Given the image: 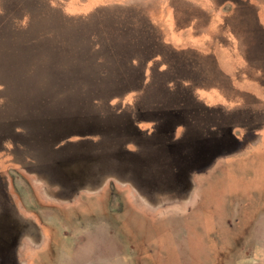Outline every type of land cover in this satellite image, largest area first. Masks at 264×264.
Returning <instances> with one entry per match:
<instances>
[{"label": "rangeland", "instance_id": "rangeland-1", "mask_svg": "<svg viewBox=\"0 0 264 264\" xmlns=\"http://www.w3.org/2000/svg\"><path fill=\"white\" fill-rule=\"evenodd\" d=\"M173 1L0 0V176L8 198L0 197V211L10 217L0 220V239L4 232L8 237L20 232L16 243L8 242L7 264H264V125L254 135L250 126L233 121L228 130L238 145L226 151L210 147L222 154L205 170L187 175L192 189L186 199L176 189L145 196L116 179L93 191L60 185L62 172L82 171L79 165L63 171L73 149L82 156L81 145L89 140L124 146L118 135H81L78 119H115L119 126L128 114L144 139L136 140L141 153L113 151L106 159L121 177L154 187V169L163 170L155 156L184 138L181 124L171 135L155 125L189 118L190 133L211 132L214 124L201 121L204 111L223 121L225 105L264 106V76L248 63L251 39L241 33L248 21L238 12L232 17L236 3L194 0L202 13L189 19L179 16ZM242 4L253 11L250 27L264 30V0ZM155 22L169 45L157 44L150 53L143 45L145 39L160 41L154 28L150 36ZM223 72L234 74L233 80L220 79ZM165 100L199 102L204 109L185 110L183 103L185 111L176 115L152 112ZM62 128L74 133L52 142ZM245 133L251 140L239 145ZM153 137L161 142L150 144ZM180 143H174L181 153L176 156L196 159L183 157L184 140ZM198 143L193 156L204 151ZM137 144L124 148L136 154ZM150 145L156 151L139 156Z\"/></svg>", "mask_w": 264, "mask_h": 264}, {"label": "water", "instance_id": "water-1", "mask_svg": "<svg viewBox=\"0 0 264 264\" xmlns=\"http://www.w3.org/2000/svg\"><path fill=\"white\" fill-rule=\"evenodd\" d=\"M117 116V115H116ZM125 115H123L124 117ZM114 117V116H112ZM174 117V116H173ZM95 118V120L92 121V123L90 122H86V118L84 120L78 119L76 121V123L78 124L79 127H81L82 132L80 133L81 135H94L97 134L99 136H105L108 138H112L115 135H118V137H116L117 139H121V144L124 145L123 147H119L117 145V147H115V142L116 140H111L110 142L107 143V145L103 144L102 141L100 142H93L91 140H89L87 143H83L81 146L84 151L82 152V156H81V152L78 153V149H73L72 154L67 156V159L65 160V164H63L64 169L63 171H65L66 169H73V170H77L75 167L76 166H82V171H80L77 175L73 176L70 175L68 176L66 173L62 172V178L63 180H61V186L67 184L70 185L71 187L75 188L76 191H93L96 190L97 188H100L101 186L104 185L105 181L109 180V179H116V180H120L122 182H126L129 184H132V187L135 188L138 192L142 193V195H150V193H148L149 191L151 193L161 190V192H169L171 189H178V187L181 185H183V187H181V191L179 192V195L182 197V199H186V197L190 194L191 189H192V184L189 180V178H187L190 173H192L195 170H199L201 168H208V166H210L214 161L213 158L211 160H204V159H194V160H190V159H183V158H178L175 154L173 155V157L168 158V160L170 159L171 163L170 165H168V169L169 171L164 172L163 173L156 169L155 173L157 176V184H155L156 186L154 187H149L148 184L146 183H141L140 185H137L135 183H132V178L126 179L125 177H121V175H119V171L118 168H116V166H113V162L109 159V156H106L109 153H112L113 155V151L116 152V155L119 154H124V155H128V154H133L134 156H136L137 154H135V152H131L130 150H127L125 147L126 143H129L130 141L134 142L137 144L136 140L143 141L144 139H142V137L137 136L138 135V131L134 130L133 127V123L132 120L130 119V117L127 114L126 120L121 119L117 122L116 126V121L115 119H113L112 121L108 122L101 120V119H97V117H93ZM129 119V121H128ZM155 120V119H154ZM182 120H180L179 118L175 117V118H171V119H167L166 120V124L162 126L163 130L165 129L166 132L168 130V135H171L174 133L175 128H177V125L181 124L183 126V124L181 123ZM41 123L44 124H48V120H42ZM66 123V122H65ZM57 128H61L59 127V123H57ZM81 124V125H79ZM167 125V126H166ZM165 127V128H164ZM74 131L72 129H70L69 131H63V128L60 129L56 134L53 135L52 138V142L53 140H55L54 142H56V140L59 139H64L66 138L69 134H73ZM112 134V135H111ZM89 138V137H88ZM91 141V142H90ZM120 141V140H119ZM139 143V141H138ZM145 143V142H144ZM93 144V145H92ZM109 144V145H108ZM169 144V143H168ZM171 144V143H170ZM138 146V144H137ZM147 148H145V151L142 152L141 155L139 156H151L149 155L150 151L146 150ZM153 152V151H151ZM141 153V152H140ZM159 153V152H157ZM151 154V153H150ZM215 156V155H213ZM156 161H160V164L162 163V161L158 158L155 159ZM141 163L143 161V159L139 160ZM70 163V164H74L70 165V167H66V164ZM163 164H161L162 166ZM85 166V167H84ZM73 167V168H71ZM136 168V167H132V170ZM143 168L146 169L145 165L143 166ZM141 169V168H140ZM183 169V173H181V170ZM205 170V169H203ZM89 171V173L87 172ZM142 173H145L146 177H150L149 170H141ZM152 174V172H151ZM183 177L182 181L180 179V177ZM161 176V177H159ZM144 177V176H143ZM58 184V183H57ZM59 185V184H58ZM59 185V186H60ZM153 188V189H152ZM180 188V187H179ZM5 189H6V183L3 182L2 177L0 176V197L1 199H5V201H8V198L5 196ZM152 189V190H150ZM155 190V191H154ZM1 207V206H0ZM14 213V211H13ZM4 219V221H8L10 219L8 212H4L0 211V220ZM6 224V223H5ZM36 236H40L39 232H37ZM15 235L17 236H12V240L16 243L18 240V236L20 235V232H17ZM8 236V235H7Z\"/></svg>", "mask_w": 264, "mask_h": 264}, {"label": "flooded vegetation", "instance_id": "flooded-vegetation-1", "mask_svg": "<svg viewBox=\"0 0 264 264\" xmlns=\"http://www.w3.org/2000/svg\"><path fill=\"white\" fill-rule=\"evenodd\" d=\"M217 76H220V75H217ZM180 98L182 99V97H180ZM185 102L187 103L188 100L187 101L185 100ZM173 103H171V102L168 103V100H166L164 104L158 106V107H160L161 110H158V108H153L152 112H161V113L166 112L165 114H167V115L168 114L170 115V113H171V115H173V114L176 115L175 113H182L187 109H189L190 111H192V109H193L195 111L197 110V111H201V112H203L202 110L204 109V107H202V106H204V104L199 103V102H198V104H186L183 102L185 107H186L185 110L180 109L183 106L182 100L178 103H174V104ZM227 106H231V107L228 108ZM200 107H202V110L200 109ZM218 109H221V108L218 107ZM174 110H176L177 112ZM222 111L223 112L221 114H224L223 115L224 116L223 121L219 120L218 116H217L218 118L213 116L212 115L213 113H210V111L209 112H205V111L203 112L205 114V118L203 120H201V121H203L202 123H206L207 125L209 124L208 126H210L211 124H214L215 128H213L211 130V132L208 131V129H207L204 132L197 130L198 132L197 131L193 132V133L191 132L192 133L191 134L188 130L192 129L194 127V124H192V123L190 124L188 122L189 118H186V119L183 118V120L181 121V123L183 124V127H182L183 133H181V135H184V138L180 140V142H182L184 140V143H185L184 144L185 148H183V146H180L183 149V157L184 156H186L188 158L189 157H195L196 159H204L205 161L208 159L211 160L213 158V161H215L216 157L220 156V154H222V153L214 154L213 153L214 151L211 152V149H210L211 146L214 149H218V150L221 149V151H226V149L232 148V146L234 147V144L238 145L236 140L232 137V135H230L231 125H233L235 122L237 124H239V126H241V128H247L248 126H250V128L254 130V132H253L254 135H255L256 131L262 129V127L264 125V123H263V121H264V106H261V105L251 106L249 104L247 105V104H242V103H236L233 105H225V108L222 109ZM149 112H151V111H149ZM226 119L229 120L230 126L227 125ZM201 121H198V122H201ZM233 121H235V122H233ZM222 123L224 126H221ZM216 128H218V129L214 130ZM229 128H230V130H228ZM157 129H161L160 131L163 130L162 126L157 127L155 125L154 130H157ZM154 130H153V132H154ZM187 132H188V135H186ZM246 133H245V136H244V139L242 140V142H239V145L249 144V141L251 140L249 138H251V136L249 134H246ZM257 135H259V134H257ZM159 137L158 138L153 137L152 141H150V144H152V142L153 143L161 142V140L159 141ZM215 141H217V142H215ZM180 142L175 141V142H172L171 144L169 143V145H167V147H165L164 151L161 150L162 153L155 156L158 159H160L161 161H163V167H162V169H163L162 173L163 174L165 172L166 165L171 163L170 159L168 160V158H170V157L172 158L174 154L177 156H179V154H181L174 149V147H176L174 145V143L181 145ZM220 142H221V144H220ZM195 143H198L196 145L199 146L201 149L204 147V151L200 152L199 155H197V156H193V154H192V151L195 148ZM139 146H141V144L138 145L136 154H140V152H141V148ZM161 149H163V148H161ZM146 150L156 151L155 149H153V147L151 149V145ZM213 155H215V156H213ZM161 164H160V167H161ZM201 169L203 170V168H201ZM194 172L198 173V172H200V169L198 171L197 170L193 171V173ZM179 187H178V189H176V190H178V194L181 191V187H183V185L182 186L180 185ZM4 230H6V225H4ZM7 235H8V233L4 232V237H2L0 239V242H1V240L3 241V242H1V245H0V249H1L0 250V264H7V258H8V256H6L7 255L6 254L7 249L9 247H11L12 245H10V244L13 243V240H12L13 235H10V237H8ZM10 241H12V242L8 244V242H10Z\"/></svg>", "mask_w": 264, "mask_h": 264}, {"label": "crops", "instance_id": "crops-1", "mask_svg": "<svg viewBox=\"0 0 264 264\" xmlns=\"http://www.w3.org/2000/svg\"><path fill=\"white\" fill-rule=\"evenodd\" d=\"M176 1L178 3V5L176 6V8L179 9V11H178L179 12V16H184V14H185L187 16V18L190 19L191 17H198L202 13V12H200L201 11V8L199 7L198 3L195 2L194 0H192V1L174 0L173 2L176 3ZM222 1H224V0H222ZM227 1L230 2L231 5H233L232 3H236L237 4V5L235 4V6L233 5L232 8H231L232 9V11H231L232 12V17H234L237 14V12H238L239 15H244L245 16V20L248 21V26H246L245 29L241 30V33H245L247 35V38L248 39L249 38L251 39V40L249 39L251 41V44H249V45L252 47V58H251V60L248 59V63H250V65L252 67L258 68V70H260L262 72L263 76H264V30L263 29H260L258 26L256 27V25H255L254 26L256 28V31H255V28L253 27V24L251 25L252 28L250 27L249 22H250V18H251V20L253 18V11L250 10V9H247V7H243L244 5L242 4V2L247 1V0H227ZM239 9H240V11H239ZM204 16H206V20H207L210 17V12L207 11V13H204ZM230 16H231V13L229 14V17ZM215 21H217V20L214 19V22ZM259 21H260V19H259ZM235 22H236V24L238 23L237 24V27L238 26L239 27H242L240 20H238V19L236 20L235 19ZM252 22H253V20H252ZM259 24L262 25L261 21L259 22ZM151 25H152V27L149 29L151 38H153V36L151 35V32H152V29L153 28L156 29V31L153 29V32L158 33L161 36L162 35V32H163L162 26L159 25L156 22L155 23H152ZM132 27L134 29H136L134 26H132ZM263 27H264V25H263ZM136 30L138 31V29H136ZM230 31L233 32V29H231ZM253 31H255L257 33V35L254 34V35L251 36V32H253ZM160 36H159L160 41L161 40L163 41V38H162L163 35L161 37ZM153 41L152 40L150 41V40H146L145 39V45H143V46H147V47L151 48V50L149 51L150 53L153 51V49L157 48L156 47L157 44H163L162 41H161L162 43L160 41H158L157 43H155ZM223 42L225 43V41H223ZM141 43H144V41L141 40ZM138 44H140V40L138 42L135 41L132 46H136ZM163 45L164 46L165 45L167 46V45H169V43L163 44ZM260 50H262V51H260ZM150 53H149V55H150ZM199 56H202V55L199 54ZM144 58H146V57H144ZM166 60H165V62H166ZM223 73H224V75L219 76L220 79H222V80H230V81L233 80V75L234 74H232V75L231 74H227V72H223ZM261 81L263 82V85H264V77H262ZM168 97H171V96L168 95ZM169 102H171V101L168 100V103ZM164 103L165 102H162L161 104H159L157 106H160V105H162ZM157 106H155V107H157ZM261 106H263V105H261Z\"/></svg>", "mask_w": 264, "mask_h": 264}]
</instances>
